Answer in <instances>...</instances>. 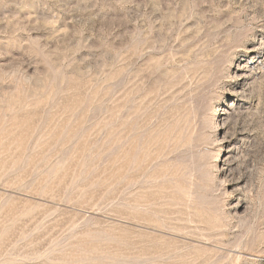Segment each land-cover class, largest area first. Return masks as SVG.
Here are the masks:
<instances>
[{"label": "rangeland", "instance_id": "374dc122", "mask_svg": "<svg viewBox=\"0 0 264 264\" xmlns=\"http://www.w3.org/2000/svg\"><path fill=\"white\" fill-rule=\"evenodd\" d=\"M0 264H264V0H0Z\"/></svg>", "mask_w": 264, "mask_h": 264}]
</instances>
